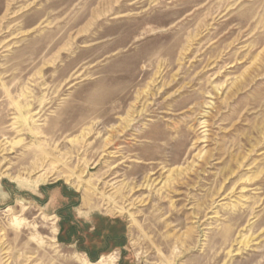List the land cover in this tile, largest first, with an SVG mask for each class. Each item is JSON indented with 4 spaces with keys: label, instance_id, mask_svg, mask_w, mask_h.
<instances>
[{
    "label": "rangeland",
    "instance_id": "rangeland-1",
    "mask_svg": "<svg viewBox=\"0 0 264 264\" xmlns=\"http://www.w3.org/2000/svg\"><path fill=\"white\" fill-rule=\"evenodd\" d=\"M109 261L264 264V0H0V264Z\"/></svg>",
    "mask_w": 264,
    "mask_h": 264
},
{
    "label": "bare ground",
    "instance_id": "bare-ground-1",
    "mask_svg": "<svg viewBox=\"0 0 264 264\" xmlns=\"http://www.w3.org/2000/svg\"><path fill=\"white\" fill-rule=\"evenodd\" d=\"M24 117H25V116H24ZM35 182H36V181H35ZM36 183H37V182H36ZM112 261H113V260H112ZM112 261H111V262L109 261L107 264H113ZM78 263H80V260H79ZM81 263H82V262H81ZM85 264H88V263H85Z\"/></svg>",
    "mask_w": 264,
    "mask_h": 264
}]
</instances>
